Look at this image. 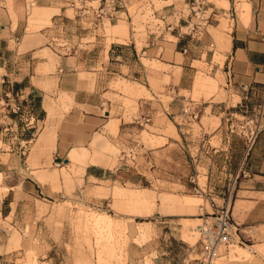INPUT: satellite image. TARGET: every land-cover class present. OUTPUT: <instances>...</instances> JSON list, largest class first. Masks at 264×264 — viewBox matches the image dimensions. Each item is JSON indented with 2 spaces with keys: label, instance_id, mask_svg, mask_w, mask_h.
I'll return each mask as SVG.
<instances>
[{
  "label": "rangeland",
  "instance_id": "374dc122",
  "mask_svg": "<svg viewBox=\"0 0 264 264\" xmlns=\"http://www.w3.org/2000/svg\"><path fill=\"white\" fill-rule=\"evenodd\" d=\"M186 1L121 0L118 18L98 24L88 11L101 0H4L10 18L15 19L17 7L26 23L22 38L11 41L12 45L19 43V51L35 46L34 55L50 56L57 62L56 54L73 55L77 47L78 52L90 47L106 50L112 42L123 43L136 49L133 57L144 72L142 78L114 75L109 83L114 91L112 100L132 116H125L130 122L115 133L106 126L104 132L99 131L109 142L103 151L112 164H86L84 169H101L105 171L103 177L86 178L85 171H76L79 164L68 160L56 159L57 163H52L51 150L32 156L43 121L25 154H21L24 161L18 172L0 169L4 170L0 174V199L7 186L18 184L25 175L45 185L44 194L27 203L39 212L33 221L26 219L23 226L11 225L12 215L4 218L0 213V264H182L187 260L196 264L201 256L198 224L225 204L228 174L233 172L231 160L225 164L222 156L199 152L202 146L220 147L225 129H220V116L225 122L230 113L225 106L238 99L225 85L221 58L227 47L219 35L230 36L239 19L240 5L237 0H228V6L219 0H203L205 15L211 19L202 33L191 35L185 33L188 29L182 18L189 12ZM37 6L49 8L43 11L50 14V20L34 21ZM52 14L56 15L51 18ZM121 22L126 34L115 40L108 29ZM221 29L223 33H217ZM177 33H181L187 49L183 54L176 53L178 49L171 44ZM8 59L13 61L15 57L3 49L0 61ZM183 59L188 64L182 70L176 64ZM50 69L53 64L43 71ZM197 77L215 81V85H195ZM125 82L143 86L146 91L126 93L122 90ZM171 103L180 110L172 112ZM184 108L198 110L197 118L186 120ZM236 109L246 115L255 112L245 106ZM116 113L111 109L109 121L118 123ZM85 146L90 148L89 143ZM0 159L6 162L7 156ZM66 168L64 179L62 171ZM138 190L152 198L153 205L148 209L140 208L142 194L133 193ZM9 198L3 199L2 213L8 210ZM263 199L264 193L244 192V216L253 204L262 206ZM257 214L253 209L249 218L254 220H245L244 226L237 227V232L246 237V245L220 247L214 264H264V253L256 250L258 245H264V219L256 221ZM135 223H146L145 237H137ZM191 232L195 241H191ZM12 234L19 236L18 244L10 243ZM241 249L247 253L246 259L231 260L232 254Z\"/></svg>",
  "mask_w": 264,
  "mask_h": 264
},
{
  "label": "crops",
  "instance_id": "0c3cea01",
  "mask_svg": "<svg viewBox=\"0 0 264 264\" xmlns=\"http://www.w3.org/2000/svg\"><path fill=\"white\" fill-rule=\"evenodd\" d=\"M237 1L240 5L239 19L233 25L230 36L219 35L220 41L227 47L221 58V60L224 58L225 85L229 86L228 90H231L238 98L235 104L229 107L226 105L225 108H230V113L238 114L240 112L236 107L245 106L255 111L253 113H259L264 119V0ZM219 2L229 5L228 0H219ZM36 9L38 11H36L34 21L50 20V14L43 11H49V8L37 6ZM15 14L14 20L10 18L4 0H0V53L6 49L15 57L13 61L9 59L0 61V80L4 76V79L8 81L0 84V96L11 88L14 92H20L23 97H33L35 112L40 121L45 123V128L43 125L42 133L32 149V156H36L38 152L46 153L47 150H51L52 163H57L56 159L63 161L67 157L69 163L79 164L76 171L79 173L85 171L86 178L103 177L105 171L90 166L85 170L84 166L86 164L100 166L112 164L109 158H105L103 151L109 142L99 131L104 132L103 128L106 126V130L115 133L123 124L130 122L125 119V116L132 115L121 107L118 101L112 100L110 95L114 91L109 83L114 75L124 79L143 77V68L138 66V62L133 57L136 49L134 47L131 49L123 43L112 42L106 50L90 47L83 48L82 51L69 56L62 57L56 54L59 59L54 62L50 56L34 55L35 46L25 47L19 51V43L11 44L12 40L16 41L26 33V23L17 7ZM55 15L52 14L51 18ZM221 28L225 30L223 23ZM222 29L217 33H223ZM108 33L118 40V37L126 34L125 25L122 22L110 25ZM173 36L175 40L171 44L174 49H178L176 53L186 52L181 33ZM182 49L186 50L183 52ZM41 50L43 49H39ZM185 62L183 59L176 65L183 70V66L188 64ZM52 64L53 70L43 71L45 68H51ZM180 80L181 77L179 82ZM194 84L212 86L215 85V81L197 77L194 79ZM122 90L130 94H140L146 91L143 86L126 82L122 85ZM172 105V103L169 105L172 112L180 110ZM111 109L116 110L115 119L118 123L112 119L109 121ZM222 113H225V110L219 112V114ZM224 125L223 116H220V129H223ZM10 142L0 135V158L7 156L6 162L0 159V169L11 168L18 172L24 160H22L17 142L14 144ZM88 143L90 148L87 150L85 145ZM5 146H8L9 150ZM242 146L243 141L237 136H231L228 143L223 137L218 147L221 152L215 146L210 145L211 151L216 149L218 153L217 155L210 153L209 156H222L225 164L231 160L232 171H234L241 159ZM3 171L0 170V174ZM66 171L67 168L62 171V176ZM18 182L16 185L7 186L6 193L0 199V213L4 218L12 215L11 225L23 226L26 219L31 222L36 213H39L27 203H30L34 196L44 194L45 185L29 175L23 176ZM236 188V198L231 212L235 223L238 226H244L245 220L253 221L254 219H250L249 215L255 208L258 213L255 220L264 219V204L258 208L253 204L244 216V192L264 193V127L258 133L247 155L246 173L240 175ZM145 192L144 190L133 191L134 194H142L143 204L140 208L148 209L153 203L152 198ZM7 196H10L6 205L8 210L2 213L3 199ZM118 196L123 195L118 194ZM253 201L258 202V200ZM261 201L264 203V199ZM236 205L237 208H235ZM135 230L138 238H143L148 233L146 223H135ZM190 235H192L191 241H195L196 238L192 232ZM18 237L12 234L10 243L18 244ZM241 251L244 252V249ZM236 255L237 253L232 254L234 257ZM240 258H244V254L239 258H231V260Z\"/></svg>",
  "mask_w": 264,
  "mask_h": 264
},
{
  "label": "built area",
  "instance_id": "2783aa9c",
  "mask_svg": "<svg viewBox=\"0 0 264 264\" xmlns=\"http://www.w3.org/2000/svg\"><path fill=\"white\" fill-rule=\"evenodd\" d=\"M188 13L182 18L186 21L185 33L195 35L202 33L205 29L210 15H205L203 0H188L185 2ZM121 0H101L99 5L89 9V15L98 24L108 21L109 23L119 16ZM78 47L73 54L78 52ZM186 49H182L184 52ZM2 76L0 84L8 82ZM9 84L11 82L9 81ZM186 120L197 118L198 110L188 111V108L182 110ZM40 118L34 109L33 97H23L20 92H14L9 88L0 96V135L11 141V144L17 142L20 154H25L28 144L34 139L39 129ZM264 127L262 116L259 113L246 115L242 113H229L225 117L224 139L228 143L231 136H237L243 141V149L239 164L233 172H229L230 183L226 187V202L220 205L214 211L212 216H207L198 224L197 233L200 243L201 256L196 264H214L219 254L220 247H227L234 243L246 245V237L238 233V225L231 216L229 209L231 199L235 193L236 184L241 174L246 173V158L251 150L255 139L261 129ZM29 133V137H26ZM201 152L211 153L210 145L206 148L202 146ZM217 150H213L215 153ZM192 178V177H191ZM197 191L202 193L200 186ZM172 264H178L173 262ZM182 264H189V261H183Z\"/></svg>",
  "mask_w": 264,
  "mask_h": 264
},
{
  "label": "bare ground",
  "instance_id": "6f19581e",
  "mask_svg": "<svg viewBox=\"0 0 264 264\" xmlns=\"http://www.w3.org/2000/svg\"><path fill=\"white\" fill-rule=\"evenodd\" d=\"M114 124V123H113ZM232 247H234V245H231V246H229V248H232ZM236 247H241V246H236ZM256 250H258V252L260 253V254H262L263 255V253H264V245H258L257 247H256ZM221 254V253H220ZM244 254V257H246L247 256V253L245 252V250H244V253L241 251V250H239V251H237V255L234 257L233 256V258H239V257H241L242 255ZM221 256V255H220ZM245 259V258H244ZM215 262V261H214Z\"/></svg>",
  "mask_w": 264,
  "mask_h": 264
},
{
  "label": "water",
  "instance_id": "95a60500",
  "mask_svg": "<svg viewBox=\"0 0 264 264\" xmlns=\"http://www.w3.org/2000/svg\"><path fill=\"white\" fill-rule=\"evenodd\" d=\"M64 162H67V158L63 160Z\"/></svg>",
  "mask_w": 264,
  "mask_h": 264
},
{
  "label": "trees",
  "instance_id": "16d2710c",
  "mask_svg": "<svg viewBox=\"0 0 264 264\" xmlns=\"http://www.w3.org/2000/svg\"><path fill=\"white\" fill-rule=\"evenodd\" d=\"M29 134L28 133H26V135L25 136H28Z\"/></svg>",
  "mask_w": 264,
  "mask_h": 264
}]
</instances>
